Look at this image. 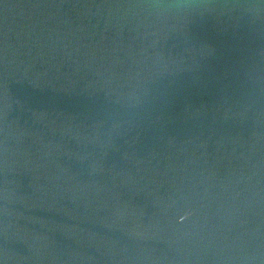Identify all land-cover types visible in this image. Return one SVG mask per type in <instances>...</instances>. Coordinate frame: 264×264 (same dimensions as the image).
<instances>
[{
	"label": "water",
	"instance_id": "1",
	"mask_svg": "<svg viewBox=\"0 0 264 264\" xmlns=\"http://www.w3.org/2000/svg\"><path fill=\"white\" fill-rule=\"evenodd\" d=\"M0 264H264V0H0Z\"/></svg>",
	"mask_w": 264,
	"mask_h": 264
}]
</instances>
